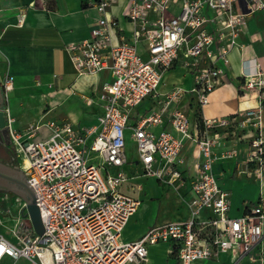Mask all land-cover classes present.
Segmentation results:
<instances>
[{
	"label": "built area",
	"instance_id": "built-area-1",
	"mask_svg": "<svg viewBox=\"0 0 264 264\" xmlns=\"http://www.w3.org/2000/svg\"><path fill=\"white\" fill-rule=\"evenodd\" d=\"M118 2L96 0L93 6L99 16L89 36L66 47L79 76L110 72L98 94L103 113L96 125L75 128L71 122L52 120L18 129L5 108L9 140L3 143L22 159V169L38 196L45 230L41 235L36 232L25 200L16 196L19 209L12 229L16 241L0 232V264L21 259L31 264H149V247L158 244L167 245L177 264L216 260L225 253L232 254L234 264H264V208L256 205L230 216L231 193L213 172L218 159L238 154L235 148L217 151L223 147L226 136L221 131L228 128L230 116L201 115L199 123L187 110L176 107L169 114L174 131L153 130L187 91L174 87L162 93L166 72L180 60L192 74L190 91L199 106L208 104L210 92L226 80L218 61L230 63L231 51L247 31L249 15L264 11V0H126L123 16L131 24L129 34L109 13ZM23 17L21 12L15 23L22 25ZM248 62L242 85L258 91L260 104L241 116L243 124L257 128L248 145L247 164L249 174L255 173L261 182L264 64L256 58ZM0 87L6 100L13 76L0 80ZM152 97L158 107L132 125L139 160L145 175L181 186L180 154L185 140L194 141L200 160L195 163L192 196L187 201L190 216L153 225L138 239L125 240L123 231L141 203L120 189L128 180L122 168L128 159L126 128L132 110ZM44 127L50 135L38 138ZM4 204L1 200L0 206ZM205 210L210 215L204 217ZM0 211L13 218L8 209L0 207Z\"/></svg>",
	"mask_w": 264,
	"mask_h": 264
},
{
	"label": "crops",
	"instance_id": "crops-1",
	"mask_svg": "<svg viewBox=\"0 0 264 264\" xmlns=\"http://www.w3.org/2000/svg\"><path fill=\"white\" fill-rule=\"evenodd\" d=\"M95 1L0 0V80H3L6 75L13 76V89L8 92L6 100L2 97L3 89L0 87V91H2L0 93V105H4L10 117L14 119L13 127L22 129L29 124L46 123L52 120L71 122L75 128L90 127L98 123V117L103 113L98 94L102 84L110 79V72L105 70L95 75L79 76L66 49L68 43L79 41L89 36L91 26L99 16L93 6ZM125 3L126 0H119L117 4L110 8L109 13L118 19L125 33L129 34L131 24L123 16ZM21 12L24 13L23 24L17 25L15 22L20 17ZM255 18H259L261 22L257 24ZM238 42L239 46L233 49L229 55L230 63L225 64L222 60L217 63L224 70L226 80L210 92L209 103L201 107V113L204 116H241L249 108H257L260 104L258 91H245L243 89L242 74L250 64L248 60L256 58L264 64V11H257L253 15H249L247 31L241 33ZM178 62L181 61L179 60ZM188 76L191 79L189 84L186 83V77L184 76L180 83H174L170 88H166L165 84L162 83L160 87L162 93L168 92L174 87L186 88L187 91L179 102H174L170 106L164 116V122L153 127L155 132L158 133L163 129L174 131L169 123V114L176 107L187 110L190 116L193 117L190 111V103L183 104L187 95L195 96L190 91L194 81L190 73H188ZM86 97H91L93 99L92 103H88ZM157 107L156 98L152 97L144 101L132 110L126 128L128 159L122 168L128 175V180L121 185L120 189L125 193L140 198V206L144 199H149L151 204L148 196L143 198L146 185L150 180H153L157 185L164 183L165 185L173 186L154 176L144 174L136 142L132 135V125L135 124L140 115L148 114ZM260 126L264 131V108L261 111ZM49 135L50 129L44 127L39 131L37 137L46 138ZM226 138L227 136L224 138L223 147L217 149L218 152L227 147ZM7 140L5 139V141ZM248 145L249 143H241L239 154L230 158H220L213 165V172L220 186L231 193L230 216H239L247 208L249 209L256 205L264 208V196L262 197L264 193V177L260 182L255 173L249 174L251 170L248 169L247 164ZM1 146L11 156L7 161H3L0 158V162L13 169H22L23 162L21 157L17 156L14 151L7 149L3 141ZM129 146L133 147L134 156H130ZM197 154L194 141L185 140L180 154L183 163L179 164L184 175L183 185H185L186 177L189 176L191 178V176L196 174L195 163L200 160ZM14 159L19 160L21 165H13ZM109 170L114 172L115 168H109ZM150 188L159 189V191H149L148 195L159 193L162 198L165 192H161V189L163 191L168 189V192L172 190L167 187L157 188L151 185ZM173 194L175 195V191ZM191 196L190 186L187 200ZM151 207V221L143 225L137 234L128 237L126 235L127 226L131 218L137 213L136 211L123 231V239H138L153 225L169 221H183L190 216L189 207L186 204L181 207V210H177L180 219L163 221L156 219L153 221L160 214L153 215L152 204ZM207 215H210V213L205 210L203 216ZM155 247L162 248L165 264H177L176 258L168 253L166 244L149 247V264H153L151 252ZM213 263L234 264V258L232 254L225 253L219 259L206 260L196 264Z\"/></svg>",
	"mask_w": 264,
	"mask_h": 264
},
{
	"label": "rangeland",
	"instance_id": "rangeland-1",
	"mask_svg": "<svg viewBox=\"0 0 264 264\" xmlns=\"http://www.w3.org/2000/svg\"><path fill=\"white\" fill-rule=\"evenodd\" d=\"M255 22L259 24L261 20L259 18H255ZM189 69L182 63V62H177L170 70H168L164 76V86L166 88H170L173 86L175 83H180V81L183 79V76L186 77V83H190L191 79L188 76ZM192 76V74L190 73ZM193 79V77H192ZM245 91H250L246 90L243 88ZM193 96V95H192ZM190 94L186 96L184 103L187 104L190 103V111L194 118H197L200 113L201 107L199 106V103L197 101V97L193 96L192 97ZM33 104V103H31ZM231 116L230 123L228 125L227 129H223L221 133H223V136H227L226 138V148H235L238 150V154L240 152V146L241 143L247 144L251 141V139L256 135V129L253 125H245L242 123V116ZM129 149V154L130 156H134V149L132 146L128 147ZM10 153L4 149L3 146L0 145V158L3 161H7L10 158ZM13 165L20 166L21 162L19 160H13ZM11 164V165H12ZM188 170V168H187ZM187 176V175H186ZM194 176H191V178L188 176L186 177V182L185 185L181 186H168L165 185L164 183L161 184L159 183L158 185L153 182V180H150L147 185L146 189L144 191V197L146 198L147 196L151 200V204L153 206V215H159L157 218H155L153 221L158 219V221H163V220H178L180 219V216L177 213V210H181V207L183 205L187 204V198H188V193L190 191V186H191V181ZM167 187L171 188L172 190L168 192V189H165L164 191L161 189V192H165L163 198L159 193H152L149 194L150 192L154 191H159V189H152L149 187ZM149 189V190H148ZM175 191L176 197L173 194ZM167 195V196H166ZM5 196L8 197V199L5 200ZM16 194L11 193L9 191H5L4 189H0V201H4V205L0 206L1 208L8 209L13 216V218H10V216H5L3 213L0 211V217L2 218L4 224L0 225V232H3L9 239L16 241L15 236L13 234L12 229L15 227V222H16V215L18 213L19 209V203L16 200ZM162 199V200H161ZM149 202V199H144L139 210L137 213L131 218L128 226H127V232L126 235L128 237H132L134 234H137L143 225L147 224V222L151 221L152 218V207ZM151 256L153 259V264H165L164 260V254L162 253V248L155 247L152 252ZM172 259V258H171ZM172 261V260H169ZM168 261V262H169ZM12 260H7V264H11ZM16 264H31L28 260L21 259L19 260ZM215 264V263H213ZM242 264H254L249 261L243 262Z\"/></svg>",
	"mask_w": 264,
	"mask_h": 264
},
{
	"label": "water",
	"instance_id": "water-1",
	"mask_svg": "<svg viewBox=\"0 0 264 264\" xmlns=\"http://www.w3.org/2000/svg\"><path fill=\"white\" fill-rule=\"evenodd\" d=\"M5 106L0 105V130L7 131V113ZM9 140V136H8ZM7 140V141H8ZM5 139L3 140V142ZM0 189L14 193L23 198L26 209L38 234H43L45 227L36 201L37 193L22 169H13L0 162Z\"/></svg>",
	"mask_w": 264,
	"mask_h": 264
},
{
	"label": "flooded vegetation",
	"instance_id": "flooded-vegetation-1",
	"mask_svg": "<svg viewBox=\"0 0 264 264\" xmlns=\"http://www.w3.org/2000/svg\"><path fill=\"white\" fill-rule=\"evenodd\" d=\"M2 91H0V93H1ZM8 131H6V129H4V130H0V145H1V143H2V141L4 140V139H8Z\"/></svg>",
	"mask_w": 264,
	"mask_h": 264
},
{
	"label": "trees",
	"instance_id": "trees-1",
	"mask_svg": "<svg viewBox=\"0 0 264 264\" xmlns=\"http://www.w3.org/2000/svg\"><path fill=\"white\" fill-rule=\"evenodd\" d=\"M239 92L241 93V91L239 90ZM202 113H201V109H200V113H199V116L196 118L198 121H199V123H201V119H202ZM201 126V125H200Z\"/></svg>",
	"mask_w": 264,
	"mask_h": 264
}]
</instances>
